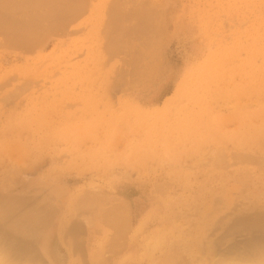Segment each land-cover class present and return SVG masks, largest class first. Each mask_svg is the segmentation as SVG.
<instances>
[{
	"label": "rangeland",
	"instance_id": "obj_1",
	"mask_svg": "<svg viewBox=\"0 0 264 264\" xmlns=\"http://www.w3.org/2000/svg\"><path fill=\"white\" fill-rule=\"evenodd\" d=\"M4 1L0 245L13 259L259 261L264 0Z\"/></svg>",
	"mask_w": 264,
	"mask_h": 264
},
{
	"label": "bare ground",
	"instance_id": "obj_2",
	"mask_svg": "<svg viewBox=\"0 0 264 264\" xmlns=\"http://www.w3.org/2000/svg\"><path fill=\"white\" fill-rule=\"evenodd\" d=\"M3 1H4V0H3ZM15 1H17V0H15ZM18 1H19V0H18ZM21 1H25V0H21ZM27 1L30 2L29 0H27ZM32 1H34V0H31V3H32V5H33L34 3H33ZM62 1H63V0H62ZM4 2H5V1H4ZM6 2H8V1H6ZM10 2H11V1H10ZM34 2H36V1H34ZM8 3H9V2H8ZM18 3H19V2H18ZM22 3H23V2H22ZM37 3H40V2H37ZM42 3H43V2H42ZM46 3L48 4L49 2H46ZM1 4H2V3H1ZM25 4H26V1H25ZM9 5H11V4H9ZM12 5H13V4H12ZM26 5H28L29 7L31 6V5H29V4H26ZM34 5H36V4H34ZM37 5H38V8L40 9L41 6L39 7V4H37ZM43 5H44V3H43ZM1 6H2V5H1ZM6 6H7V5L5 4L4 7L6 8ZM48 6H49V5H48ZM9 7H11V6H9ZM13 7H16V6H13ZM20 7H21V4H20ZM24 7H25V6H24ZM34 7H35V6H34ZM34 7H33V9H34ZM56 7H57V6H56ZM17 8H18V7H17ZM22 8H23V6H22ZM25 8H26V7H25ZM35 8H37V7H35ZM41 8H42V7H41ZM44 8H45V7H44ZM44 8H42V9H44ZM70 8H71V7H70ZM7 9H8V8H7ZM26 9H27V8H26ZM31 9H32V8H31ZM31 9H30V10H31ZM33 9H32V10H33ZM3 10H4V9H3ZM8 10H9V9H8ZM20 10H22V9L20 8ZM23 10H24V9H23ZM23 10H22V11H23ZM28 10H29V9H28ZM32 10H31V12H32ZM34 11H35V10H34ZM2 12H4V11H2ZM8 13H9V12H8ZM10 13H11V12H10ZM23 13H24V12H23ZM0 14H1V13H0ZM2 14H3V13H2ZM4 14L6 15V13H4ZM28 14H29V13H28ZM5 15H4V16H5ZM6 16H9V15H6ZM16 16H17V15H16ZM10 17H11V16H10ZM12 17H13V16H12ZM32 17H33V16H32ZM0 18H1V16H0ZM4 18H5V17H3V19H4ZM7 18H9V17H7ZM17 18H18V16H17ZM17 18H15V21L17 20ZM10 19H11V18H10ZM10 19H9V20H10ZM19 19H20V17H19ZM19 19H18V21H19V22H22V21H20V20H22V19H20V20H19ZM24 19H26V17H25ZM1 20H2V18H1ZM6 20H7V19H6ZM9 20H8V21H9ZM13 20H14V17H13ZM4 21H5V19H4ZM8 21H6V22H8ZM0 22H3V21H0ZM26 22H27V21H26ZM26 22H25V23H26ZM140 22H141V20H140ZM9 23H11V22H9ZM14 23H15V22H14ZM23 23H24V22H23ZM29 23H30V22H29ZM11 24H12V23H11ZM11 24H10V25H11ZM15 24H16V23H15ZM0 25H1V24H0ZM3 25H4V24H2L1 26L3 27ZM7 25H8V23L6 24V26H7ZM10 25H9V26H10ZM16 25L19 26L18 24H16ZM28 25H29V24H28ZM6 26H4V27H6ZM11 26H12V25H11ZM11 26H10V27H11ZM7 27H8V26H7ZM7 27H6V28H7ZM20 27H21V26H20ZM12 28H13V27H12ZM12 28H11V29H12ZM14 28H17V27H14ZM36 28H38V27H36ZM36 28H34V29H36ZM34 29H30V30H34ZM19 30H20V29H18L17 32H18ZM22 30H23V32H24V28H22ZM42 30H43V29H42ZM10 31H11V30H10ZM28 31H29V30H28ZM37 31H38V30H37ZM39 31H40V30H39ZM12 32H13V31H12ZM14 32H15V31H14ZM132 32H134V30H133ZM132 32H129V31L127 32V31H126V33L123 34V35H128V36H130V33H132ZM18 33H19V32H18ZM24 33H26V32H24ZM29 33H31V32H29ZM5 34H6V33H5ZM14 34H15V33H13V34H11V35H14ZM19 34H20V33H19ZM19 34H17V35H19ZM26 34H27V33H26ZM8 35H9V34H8ZM20 35H21V34H20ZM20 35H19V36H20ZM9 36H10V35H9ZM25 37H26V35H25ZM25 37L23 38V35H22V39H23V40L25 39ZM123 37H124V36H123ZM140 37H141V36H140ZM9 38L12 39V37H8V39H9ZM127 38H128V37H127ZM8 39H7V40H8ZM10 39H9V41H8L9 43H11ZM13 39H17V41H18V39L20 40V37H19V38H18V36H17V38L13 37ZM13 39H12V43H13ZM27 40H28V39H27ZM122 40H123V39H122ZM126 40H127V39H126ZM130 40H131V38H130ZM130 40H129V41H130ZM138 40H139V39H138ZM15 41H16V40H15ZM15 41H14V43H15ZM123 41H124V40H123ZM140 41H141V43H142L143 40H139V42H140ZM21 42H22V43H23V42L25 43L26 41H21ZM27 42H29V41H27ZM143 42H144V41H143ZM127 43H128V42H127ZM15 44H17V42H16ZM29 44H30V43H28L27 45H29ZM143 44H144V43H143ZM125 45H126V44H125ZM121 46H122V44H121ZM125 47H126V46H125ZM123 48H124V44H123ZM140 50H142V49H140ZM140 54H141V56H142V54L144 55V53H140ZM138 57H140V56H138ZM142 59H143V58H142ZM259 59H260V58H259ZM137 60H138V58H137ZM140 60H141V59H140ZM140 60H139V61H140ZM135 61H136V60H135ZM141 62H142V61H141ZM140 64H141V63H140ZM136 66H137V65H136ZM240 150H242V149H240ZM244 151H245V150H244ZM244 153H245V152H244ZM242 154H243V153H242ZM242 154H240V156H242ZM249 154H250V153H249ZM251 154H252V153H251ZM251 154H250V155H251ZM253 154H254V153H253ZM221 156H222V155H221ZM238 156H239V155H238ZM247 156H248V152H247ZM251 156H252V155H251ZM251 156H250V157H251ZM235 157H236V156H235ZM245 158H246V157H245ZM247 159H249V158H247ZM245 160H246V159H245ZM249 160H250V159H249ZM251 161H253V160H251ZM251 161H249V162H251ZM90 192H91V191H90ZM94 192H95V191H94ZM80 193H82V192H80ZM90 194H91V193H90ZM97 194H98V193H97ZM94 195H95V194H94ZM89 196L91 197V195H89ZM95 196H96V195H95ZM95 196H93V197H91V198H94ZM98 196H99V194H98ZM84 197H86V196L84 195ZM90 197H89V198H90ZM96 197H97V196H96ZM91 198H90V199H91ZM97 198L99 199V197H97ZM97 198H96V199H97ZM82 199H84V198H82ZM85 199H86V198H85ZM96 199H95V200H96ZM75 200H76V201H73V202H75V204L78 203L77 200H79V199L75 198ZM92 200H93V199H92ZM95 200H94V201H95ZM80 201H81V199H80ZM94 201H93V203H94ZM96 201H97V200H96ZM102 202H103V201H102ZM93 203H92V201H91V205H93ZM95 203H98V202H95ZM78 204H79V203H78ZM80 204H81V203H80ZM98 204H99V203H98ZM72 206H73V204H72ZM74 206H75V205H74ZM85 206H86V205H85ZM116 206L119 207L118 211L121 209V210L119 211V212H120V213H119V214H120L119 216H121V215L123 216V210H124L125 208H124V207H123V209L120 208L121 206H120L119 203H118V204L116 203L115 205L113 204L112 207L117 208ZM80 207H81V206H80ZM80 207H78V208H80ZM96 207H97V206H96ZM75 208H76V207H75ZM84 208H85V207H84ZM94 208H95V207H94ZM107 208H108V207H107ZM107 208H106V209H107ZM80 209H81V208H80ZM80 209H79V210H80ZM77 210H78V209H77ZM79 210H78V211H79ZM125 210H126V209H125ZM125 210H124V212L126 213L127 211H125ZM109 211H110V210H109ZM109 211H108V213L111 212L112 215H113V213H115V212H112V210H111L110 212H109ZM121 212H122V214H121ZM75 213H76V212H75ZM116 213L118 214V212H116ZM116 213H115V214H116ZM73 214H74V213H73ZM104 214H105V213H104ZM105 216H106V215H105ZM124 216H126V215L124 214ZM91 217H92V216H91ZM107 217H108V218H111L112 216L110 217V216L108 215ZM115 217H117V221H114V220L116 219ZM121 218H122V221H123V217H121ZM125 218H126V217H125ZM118 219H119L118 216H114L111 220H113V222H117V224H118V226H119V224L121 223V222H120L121 220L118 221ZM103 220H106V219H103ZM109 220H110V219L106 220V222L108 223ZM124 220H125V219H124ZM113 222L111 223V221H110V224L113 225ZM119 222H120V223H119ZM125 222H126V220H125ZM104 223H105V222H104ZM123 223H124V222H123ZM108 225H109V223H108ZM123 225H124V224H122V226H123ZM109 226H110V225H109ZM115 226H116V225H115ZM112 227H113V226H112ZM114 228H115V227H114ZM123 228H124V227H123ZM124 230H125V229H124ZM122 233H123V232H122ZM122 233L119 234V235H122ZM119 235H118L117 237H119ZM123 235H124V234H123ZM113 236L115 237V235H113ZM113 236H112L111 238H113ZM113 240H114V239H113ZM116 240H117V239H116ZM114 241H115V240H114ZM112 242H113V241H112ZM1 243H2V242H1ZM116 243H117V242H116ZM1 245H3V244H1ZM1 245H0V264H21V263H22V262H20L19 260H17L18 258H17L16 260L13 259L14 256L12 257V255L9 254L8 249H7L6 247L1 246ZM115 245H116V244H114V246H115ZM104 246H105V245H104ZM262 250H263V249H262ZM257 252H259V251H257ZM260 253L262 254V253H264V252H260ZM251 258H252V257H251ZM259 258H260V260H259V261H256V262H255V261H248V260L246 259L245 261H241V260H240V261H237V262H231V261L229 260V261H227V262H222V263H220V264H264V255L259 256ZM17 261H18V262H17ZM25 264H41V263H39V262L35 263L34 261L32 262V260H28V261L25 262Z\"/></svg>",
	"mask_w": 264,
	"mask_h": 264
}]
</instances>
